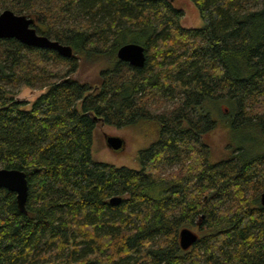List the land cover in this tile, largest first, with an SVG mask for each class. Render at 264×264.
Masks as SVG:
<instances>
[{
    "label": "trees",
    "instance_id": "obj_1",
    "mask_svg": "<svg viewBox=\"0 0 264 264\" xmlns=\"http://www.w3.org/2000/svg\"><path fill=\"white\" fill-rule=\"evenodd\" d=\"M173 1L0 0L73 53L0 38V167L28 185L24 212L0 187V264H264V0H190L201 27ZM127 42L144 46L142 67L117 58ZM82 62L104 63L97 85L70 76ZM20 85L42 91L19 100ZM208 101L258 146L212 159ZM147 120L157 135L138 169L92 157L97 122ZM184 227L198 235L185 250Z\"/></svg>",
    "mask_w": 264,
    "mask_h": 264
},
{
    "label": "rangeland",
    "instance_id": "obj_2",
    "mask_svg": "<svg viewBox=\"0 0 264 264\" xmlns=\"http://www.w3.org/2000/svg\"><path fill=\"white\" fill-rule=\"evenodd\" d=\"M173 4L183 11L180 18V24L182 26L201 27L203 25V20L199 15L197 7L190 0H174ZM103 64L82 62L78 69L70 76L80 82H86L87 84L95 86L99 83V72ZM41 91L42 89L40 88H30L29 86L20 85L16 93V98L31 102ZM222 103L221 101L207 102V107L216 123V127L204 135L205 141L212 147V159L226 156L229 152L226 149L228 143L237 144L243 142L249 152L259 144L258 132L253 126L246 127L237 132L231 131L227 120L219 112V107L221 109L226 107ZM154 108L152 109L153 112L163 109V107H160L159 110ZM222 111L227 113L225 110ZM156 135L155 122L151 120L122 127H115L99 121L91 133V155L97 161L138 169L139 152L148 147L156 139ZM108 136L121 138L123 142L122 146L117 150L111 148L106 142Z\"/></svg>",
    "mask_w": 264,
    "mask_h": 264
},
{
    "label": "water",
    "instance_id": "obj_3",
    "mask_svg": "<svg viewBox=\"0 0 264 264\" xmlns=\"http://www.w3.org/2000/svg\"><path fill=\"white\" fill-rule=\"evenodd\" d=\"M33 22L32 17L17 14L11 9H4L0 12V38H14L27 46L55 50L66 58L73 55L70 45L62 44L58 40L38 34L35 28L32 27ZM116 56L119 60L134 67H142L146 60L144 46L135 42L120 45ZM106 142L116 150L123 143L121 138L117 136H108ZM0 187L15 193L17 207L24 212L28 191L26 173L17 168L0 167ZM120 200V196H113L109 199L112 204H118ZM260 203L264 207V190L260 193ZM197 238V233L189 228L184 227L179 230V246L184 250L193 245Z\"/></svg>",
    "mask_w": 264,
    "mask_h": 264
}]
</instances>
